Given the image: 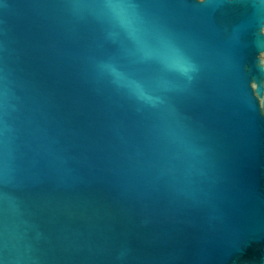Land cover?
<instances>
[{"label": "water", "instance_id": "obj_1", "mask_svg": "<svg viewBox=\"0 0 264 264\" xmlns=\"http://www.w3.org/2000/svg\"><path fill=\"white\" fill-rule=\"evenodd\" d=\"M264 0H0V264H264Z\"/></svg>", "mask_w": 264, "mask_h": 264}, {"label": "snow or ice", "instance_id": "obj_2", "mask_svg": "<svg viewBox=\"0 0 264 264\" xmlns=\"http://www.w3.org/2000/svg\"><path fill=\"white\" fill-rule=\"evenodd\" d=\"M260 28H264V22H261V24L259 25Z\"/></svg>", "mask_w": 264, "mask_h": 264}]
</instances>
